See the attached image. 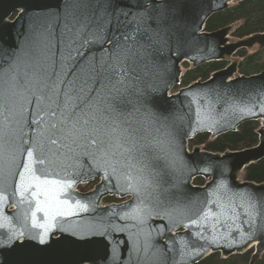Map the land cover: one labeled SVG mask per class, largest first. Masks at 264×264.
<instances>
[{"label": "water", "instance_id": "water-1", "mask_svg": "<svg viewBox=\"0 0 264 264\" xmlns=\"http://www.w3.org/2000/svg\"><path fill=\"white\" fill-rule=\"evenodd\" d=\"M239 1L0 0V264H196L251 248L258 261L264 181L241 174L264 158V70L231 60L171 93L185 62L264 39L205 30ZM247 121L260 122L253 147L188 148ZM115 194L130 199L102 206Z\"/></svg>", "mask_w": 264, "mask_h": 264}, {"label": "trees", "instance_id": "trees-1", "mask_svg": "<svg viewBox=\"0 0 264 264\" xmlns=\"http://www.w3.org/2000/svg\"><path fill=\"white\" fill-rule=\"evenodd\" d=\"M230 25L232 36L239 40L249 39L254 36H262L264 33V0H242L233 3L223 11L214 13L206 23V31H216ZM264 37V36H263ZM262 37V38H263ZM261 38V39H262ZM257 52L248 54V48H241L237 54L242 60L239 61V71L244 75H252L264 70V59L261 61V52L264 53V39L258 40ZM253 45V46H255ZM251 46V47H253ZM250 48V47H249ZM227 60L212 61L193 68L188 62L184 63L185 72L181 84L175 90L188 86L196 80H207L212 73L224 68ZM260 128L259 121H247L238 130L230 131L212 138L210 133H201L189 141L190 147L201 146L205 150L224 153L232 150H242L253 147L259 143ZM244 179L257 183L264 181V158L249 165L243 172ZM195 184L204 183L203 177H197ZM93 183L82 186L83 191L88 190ZM117 200L116 197L108 196L104 199L106 203ZM254 248L242 254L224 257L220 252H214L196 264H250ZM255 264H264V253Z\"/></svg>", "mask_w": 264, "mask_h": 264}, {"label": "snow or ice", "instance_id": "snow-or-ice-1", "mask_svg": "<svg viewBox=\"0 0 264 264\" xmlns=\"http://www.w3.org/2000/svg\"><path fill=\"white\" fill-rule=\"evenodd\" d=\"M5 131H4V127H3V124H2V122H0V141H3V139H4V136H5ZM2 147H3V145L2 144H0V152H2ZM27 156L29 157V158H31L32 156H33V151L31 150V149H28L27 150ZM39 163H43V161L41 160V161H39ZM25 170L26 171H28V170H30L29 169V167L27 166V165H25ZM21 175H23V174H21ZM33 179L34 180H36V181H39L40 180V178L38 177V176H35V175H33ZM42 183H48V181L47 180H44V181H42ZM39 227H44V225H39ZM46 235H47V230H45V233L41 236V243H43L44 241H45V239H46Z\"/></svg>", "mask_w": 264, "mask_h": 264}, {"label": "rangeland", "instance_id": "rangeland-1", "mask_svg": "<svg viewBox=\"0 0 264 264\" xmlns=\"http://www.w3.org/2000/svg\"><path fill=\"white\" fill-rule=\"evenodd\" d=\"M234 3H235V2H234ZM232 28H233V27H232ZM230 41H238V39H237V38H234V37L232 36L231 39H230ZM257 50H259V47H258V45H255V46H253V47L248 48V49H247V53H248V54H251V53L257 52ZM261 54H262V56H261V61H263V59H264V53L261 52ZM230 60H237V61H240V60H242V58H240L238 55H235V56L232 57ZM230 60H227V61L229 62ZM184 72H185V67H184ZM239 73H240V71H239ZM93 182H95V181H93ZM97 182H99V180L96 181V183H97ZM96 183L92 184V186H91L90 188H92ZM87 185H89V184H87Z\"/></svg>", "mask_w": 264, "mask_h": 264}, {"label": "bare ground", "instance_id": "bare-ground-1", "mask_svg": "<svg viewBox=\"0 0 264 264\" xmlns=\"http://www.w3.org/2000/svg\"><path fill=\"white\" fill-rule=\"evenodd\" d=\"M241 176H243V173L241 174Z\"/></svg>", "mask_w": 264, "mask_h": 264}]
</instances>
